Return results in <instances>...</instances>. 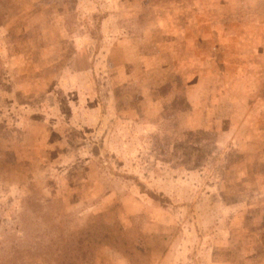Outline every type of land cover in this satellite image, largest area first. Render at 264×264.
Returning a JSON list of instances; mask_svg holds the SVG:
<instances>
[{"label":"rangeland","instance_id":"obj_1","mask_svg":"<svg viewBox=\"0 0 264 264\" xmlns=\"http://www.w3.org/2000/svg\"><path fill=\"white\" fill-rule=\"evenodd\" d=\"M264 264V0H0V264Z\"/></svg>","mask_w":264,"mask_h":264},{"label":"trees","instance_id":"obj_2","mask_svg":"<svg viewBox=\"0 0 264 264\" xmlns=\"http://www.w3.org/2000/svg\"><path fill=\"white\" fill-rule=\"evenodd\" d=\"M73 264H75V263H73Z\"/></svg>","mask_w":264,"mask_h":264}]
</instances>
